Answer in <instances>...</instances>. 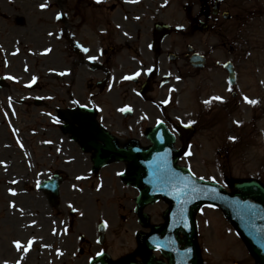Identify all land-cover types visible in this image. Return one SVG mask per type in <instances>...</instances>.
Segmentation results:
<instances>
[{
	"label": "rangeland",
	"instance_id": "rangeland-1",
	"mask_svg": "<svg viewBox=\"0 0 264 264\" xmlns=\"http://www.w3.org/2000/svg\"><path fill=\"white\" fill-rule=\"evenodd\" d=\"M61 4L62 0H0V14L6 11L23 17L24 22L18 31L10 33L8 28L16 25L15 21L11 17L0 18V76L5 77L9 86V90H0V264H88L98 251H105L111 264H121L127 258L140 261L137 234L162 223L166 205L159 201L147 207L149 225L141 227L136 216L126 209L130 208L127 199L114 197L107 184L96 192L91 180H75L76 174L86 173L85 162L64 164V160L79 155L76 147H65V153H61L60 131L45 117L41 119V112L53 114L60 105L56 17ZM248 18V25L241 29L242 36L237 37L238 79L243 100L246 97L257 103L242 105V131L237 134L234 129L225 130L227 144L223 150L217 151L218 142L207 144L202 136L193 139L190 149L193 173L216 181L228 191L233 190L234 181L261 178L264 182V141H261L264 140V3L258 2L257 10ZM173 22L182 25V9ZM16 37L25 38L26 43L32 40L34 44L17 46ZM42 41L51 43L56 50H48L52 53L40 57L37 51L44 47L38 45ZM33 78L44 89L27 93L23 87ZM14 91L25 94L28 102L23 105L13 102L20 100L19 93L14 95ZM48 94L55 98L44 101L42 105L47 106L33 105L36 95L45 98ZM177 109L180 113L194 114L186 91L179 97ZM149 111L153 116L152 111L156 110ZM19 143L24 150H20ZM57 168L65 169L70 177L63 185L59 206L52 209L34 185L46 178L47 171ZM69 206L76 211L73 217L68 215ZM99 221L106 226L102 248L95 241ZM196 223L203 264H255L220 210L201 208ZM81 235L89 241L79 243ZM17 242L22 245L19 251L15 247ZM78 248L83 249L82 255L78 254ZM155 256L162 259L158 254Z\"/></svg>",
	"mask_w": 264,
	"mask_h": 264
},
{
	"label": "flooded vegetation",
	"instance_id": "flooded-vegetation-1",
	"mask_svg": "<svg viewBox=\"0 0 264 264\" xmlns=\"http://www.w3.org/2000/svg\"><path fill=\"white\" fill-rule=\"evenodd\" d=\"M71 1L70 9L67 0H62L61 6L60 103L63 109L85 108L78 119L84 125L87 116L94 119L131 160H110L97 169L100 159L94 163V154L88 150V156L77 154L64 164L85 162L86 174L93 182H107L114 189L113 181L125 185V178L135 186L144 176L142 154L151 145L148 135L154 125L149 124L152 118L148 117V104L159 109L161 121L172 134L173 146L180 152V166H186L183 158L189 144L188 140L184 142L185 133L180 136L175 131L173 120L192 125V138L202 136L210 143L219 135L222 139L218 149L226 146L224 131L237 129L241 122L236 121L242 106L238 97L237 37L245 16L256 11L254 3L259 0ZM180 5L185 15L183 28L171 27L172 33L160 38L162 33H156V24L172 25V13ZM227 63L236 75V84L229 89L224 69ZM126 76L133 79L126 80ZM184 85L199 108L195 116L164 106L171 89L177 107ZM59 123L66 137L59 151L65 153V147L76 144L79 151L85 152L82 144L86 142L73 141L65 132L72 123L62 119ZM73 125L80 130L79 124ZM98 127L92 131L86 128V137L94 145L105 147L98 138ZM134 186L117 190L136 197L140 189Z\"/></svg>",
	"mask_w": 264,
	"mask_h": 264
},
{
	"label": "water",
	"instance_id": "water-1",
	"mask_svg": "<svg viewBox=\"0 0 264 264\" xmlns=\"http://www.w3.org/2000/svg\"><path fill=\"white\" fill-rule=\"evenodd\" d=\"M159 152L155 150L152 154ZM189 180L187 184H179L177 197L166 198L170 207L164 215L165 224L142 236V242L147 245L141 264H162L150 255L152 249H160L169 264H201L194 239V214L204 204L222 208L227 219L246 242L257 264H264V190L254 182H246L235 185L237 193L227 194L214 184L192 178ZM152 200H145L143 194L138 202L143 207ZM143 221L145 218L142 215ZM179 233L183 234V239L178 238ZM106 263L107 258L103 257L92 264Z\"/></svg>",
	"mask_w": 264,
	"mask_h": 264
},
{
	"label": "snow or ice",
	"instance_id": "snow-or-ice-1",
	"mask_svg": "<svg viewBox=\"0 0 264 264\" xmlns=\"http://www.w3.org/2000/svg\"><path fill=\"white\" fill-rule=\"evenodd\" d=\"M102 2V0H96V3H101ZM132 2H138V0H132ZM46 5H42V7H45ZM56 19H60V16L59 15H57V17H56ZM84 51H87V49H84ZM136 75H139V73H137ZM8 79H12V77H8ZM125 79L127 80V79H133V77H130V76H126L125 77ZM35 81V78H33V82ZM214 99H217V100H219L220 98L219 97H216V98H214ZM245 101L247 102V103H249L250 105H255L256 103H257V101H255V100H249L248 98H246L245 97ZM205 103H209L208 101H205ZM125 109H121V111H124ZM128 111H130L131 109H127ZM13 195H15V193H13ZM29 244H31V241L29 242ZM15 247L17 248V250L19 251L21 248H22V245L19 243V242H17L16 244H15ZM24 251L25 252H27L28 251V249L27 248H24Z\"/></svg>",
	"mask_w": 264,
	"mask_h": 264
}]
</instances>
